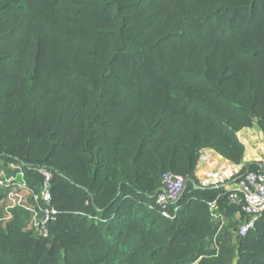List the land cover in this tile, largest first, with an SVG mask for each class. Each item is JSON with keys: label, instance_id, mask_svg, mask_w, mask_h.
<instances>
[{"label": "trees", "instance_id": "trees-1", "mask_svg": "<svg viewBox=\"0 0 264 264\" xmlns=\"http://www.w3.org/2000/svg\"><path fill=\"white\" fill-rule=\"evenodd\" d=\"M247 128L264 138V0H0V172L47 170L57 209L47 236L0 222V264H264V212L237 235L228 188L264 166L195 177L204 148L243 164ZM165 172L191 181L171 218Z\"/></svg>", "mask_w": 264, "mask_h": 264}, {"label": "built area", "instance_id": "built-area-1", "mask_svg": "<svg viewBox=\"0 0 264 264\" xmlns=\"http://www.w3.org/2000/svg\"><path fill=\"white\" fill-rule=\"evenodd\" d=\"M37 171L41 181L36 189L28 188L24 182L17 184L16 176H3L1 174L0 187L8 188L15 184L25 188L30 193L34 204L33 229L38 236H47L48 225L56 219L57 209L52 204L50 173L44 169H38ZM20 175L23 176V173H20ZM160 183L161 193L158 195L156 202L162 208V216L171 218L168 205L180 197L186 181L180 175L165 172L161 175ZM10 200H12V206L20 204L12 194ZM230 201L241 206L245 218L238 225L236 234L241 237L245 236L254 229L264 212V169L259 168L255 171H249L241 176L236 182V188L230 194ZM210 206L214 209L215 203H211Z\"/></svg>", "mask_w": 264, "mask_h": 264}, {"label": "crops", "instance_id": "crops-1", "mask_svg": "<svg viewBox=\"0 0 264 264\" xmlns=\"http://www.w3.org/2000/svg\"><path fill=\"white\" fill-rule=\"evenodd\" d=\"M237 136L239 140L243 143L245 151H244V157H243V164L241 165H235L228 160L224 159L220 155H218L216 152L209 148H204L200 151L199 160L197 163V166L195 168V177L197 179V182L200 186L203 187H209V186H218L221 184H224L231 179L235 178L238 173L241 171L243 166H246V164L250 162H259L264 166V138L263 134L257 130L256 128L252 129H243L237 133ZM11 169L18 168L15 165L10 166ZM20 173H23L21 169H19L14 174L8 175L5 171H1L0 174L3 176H16V183L20 184L24 182L28 188H31L29 186V183L25 179L24 173L23 176L20 175ZM18 179V181H17ZM228 188L230 190H233L236 188V182L231 183ZM2 194H5L0 199V222L5 224L10 221L16 220L18 224L22 225L23 227L27 226L25 223H29L31 214L32 219L34 221V210L31 209V211L27 210V207H31L30 204L33 205L30 193L25 189L21 188L18 185H14V187L7 193L5 190L0 189ZM13 195L15 200H18L19 203L22 204L21 206L27 210L28 212L24 214L26 215V220L20 217V215L17 213H13L12 211H9L8 209L12 207V200H10V195ZM30 196V197H29ZM28 197L30 200L28 201ZM15 206V205H14ZM20 206V205H19ZM34 208V205H33ZM12 212L13 213V219L11 220H4L3 216L5 213ZM11 218V214L9 215ZM212 217L214 219L220 220V225L217 230L220 231L222 226L224 225L225 221L223 216L218 215L215 211L212 214ZM238 219V217H236ZM33 221L30 224V228H33ZM25 224V225H23ZM240 222L238 223V225Z\"/></svg>", "mask_w": 264, "mask_h": 264}, {"label": "rangeland", "instance_id": "rangeland-1", "mask_svg": "<svg viewBox=\"0 0 264 264\" xmlns=\"http://www.w3.org/2000/svg\"><path fill=\"white\" fill-rule=\"evenodd\" d=\"M17 181H18V179H17ZM30 197V196H29ZM28 197V201L30 200V198ZM21 204H22V201H21V203L20 204H18V205H15V206H12V207H10L8 210L9 211H12L13 213H15V214H19L20 215V217L22 216V218H24V220H26V215L24 214V212L25 213H27L28 211L27 210H29V211H31V209H33L34 210V208H33V205L32 204H30L31 205V207H27L26 206V208H27V210H25L22 206H21ZM20 205V206H19ZM12 212H9V213H5L3 216H5V217H3V219L4 220H11V219H13V213ZM34 213V212H33ZM11 214V218L9 217V215ZM32 221H33V219H32V214H31V218H30V221H29V223H25L27 226H25L24 228L25 229H29V227H30V224L32 223ZM25 224H23V225H25Z\"/></svg>", "mask_w": 264, "mask_h": 264}, {"label": "water", "instance_id": "water-1", "mask_svg": "<svg viewBox=\"0 0 264 264\" xmlns=\"http://www.w3.org/2000/svg\"><path fill=\"white\" fill-rule=\"evenodd\" d=\"M185 181H186V183H187V182H189L190 180H189V179H186ZM190 182H191V181H190Z\"/></svg>", "mask_w": 264, "mask_h": 264}]
</instances>
